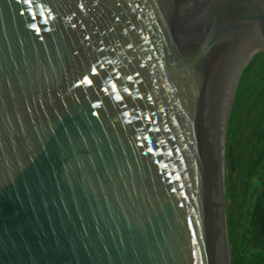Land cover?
<instances>
[{"label":"water","instance_id":"obj_1","mask_svg":"<svg viewBox=\"0 0 264 264\" xmlns=\"http://www.w3.org/2000/svg\"><path fill=\"white\" fill-rule=\"evenodd\" d=\"M258 45L264 0H0V264H230Z\"/></svg>","mask_w":264,"mask_h":264},{"label":"trees","instance_id":"obj_2","mask_svg":"<svg viewBox=\"0 0 264 264\" xmlns=\"http://www.w3.org/2000/svg\"><path fill=\"white\" fill-rule=\"evenodd\" d=\"M251 72L254 73V80L249 82L246 92L241 95V80ZM241 101L245 103L244 108L240 110L235 105ZM232 114H236L237 123L234 127L231 126L229 131L228 125ZM225 127V184L228 170L232 172L238 166L245 167V170H242L245 179L240 185L243 189L241 197L248 192L253 177L260 179L258 188L253 189L254 193H248V196H252V201L250 199L251 202L245 209H243L244 202L241 200L240 221L244 218L247 224H244L243 228L240 226L236 234L229 225L230 220L226 210L230 264H264V59L261 51L253 54L235 88ZM243 129L250 145L247 152L241 150V143L236 144L232 141L230 134L232 132L234 136H237ZM225 193H227V187ZM228 207L229 203L226 208Z\"/></svg>","mask_w":264,"mask_h":264},{"label":"rangeland","instance_id":"obj_3","mask_svg":"<svg viewBox=\"0 0 264 264\" xmlns=\"http://www.w3.org/2000/svg\"><path fill=\"white\" fill-rule=\"evenodd\" d=\"M258 51H260L259 45H258V48L256 49V52H258ZM251 80H254V73L253 72L248 73L241 80V82H242V84H241L242 85L241 95H243V93L246 92V89L249 86V82ZM244 103L245 102L241 101V103L236 104L235 107L237 106L241 110L244 108ZM236 123H237V116H236V114H232V116L230 117L229 125H228L229 131H230V127L231 126L234 127ZM244 132H245V129H243L239 134H237V136H234V134H232V132H230V134L232 136V141H235L236 144L241 143V146H240L241 150L247 152L250 149V145L248 144L247 139L245 138ZM225 139H226V130H225ZM230 141H231V138H230ZM244 165H246V164H244ZM242 170H245L244 166L243 167L238 166V168H235L232 172L230 170H228V175L226 177V184H225V188L227 187L226 198L228 200L226 207L229 203L228 209L226 208L228 216H229V220H230V222L229 221L228 222H229V225L232 226L235 234L239 231L240 226L243 228L244 224H247L246 219H244V218L240 221V214L242 212L241 200H242V202H244L243 209H245L246 205L250 204V202L252 201V198H251L252 196L251 197H250V195L248 196V193L253 194L254 193V190H253L254 187L258 188V186L260 185L259 177H253L251 179L252 183H251V185H249L248 192L245 195L243 194L241 197L243 189H242V186H240V185L242 184V180L245 179ZM248 197H249V199H247ZM250 199H251V201H250ZM246 218L248 219V213L246 214Z\"/></svg>","mask_w":264,"mask_h":264},{"label":"bare ground","instance_id":"obj_4","mask_svg":"<svg viewBox=\"0 0 264 264\" xmlns=\"http://www.w3.org/2000/svg\"><path fill=\"white\" fill-rule=\"evenodd\" d=\"M257 48H258V46H257ZM256 48V49H257ZM255 52H256V50H255ZM233 94H234V92H233ZM233 94H232V96H231V100H230V103H229V107H230V104H231V101H232V98H233ZM229 107H228V110H229ZM228 112V111H227ZM226 117H227V115H226ZM226 118H225V124H226ZM228 123V122H227ZM225 130H226V127H225Z\"/></svg>","mask_w":264,"mask_h":264}]
</instances>
